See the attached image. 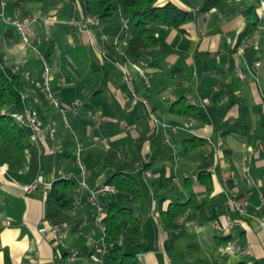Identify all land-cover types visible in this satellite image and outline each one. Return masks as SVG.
I'll list each match as a JSON object with an SVG mask.
<instances>
[{
	"label": "crops",
	"instance_id": "obj_1",
	"mask_svg": "<svg viewBox=\"0 0 264 264\" xmlns=\"http://www.w3.org/2000/svg\"><path fill=\"white\" fill-rule=\"evenodd\" d=\"M168 2L197 17L181 29L153 26L159 41L155 65L125 55L121 44L97 40L81 0H42L27 6V15L50 18L24 29L34 52L21 43L14 25L20 17L5 2L0 71L9 81L15 77L22 83L18 101L5 112L13 116L28 108L54 130V140H38L39 174L48 183L69 175L68 160L57 158L66 135L81 143L88 189L104 184L117 170L135 173L146 166L149 175L142 178L148 210L141 215L137 264H264V0H232L208 13H197L182 0H156L157 5ZM248 5L263 17L257 30L237 45L246 23L241 10ZM72 19L80 27L71 25ZM43 61L49 66L52 96L65 107L82 102L77 115L67 114L69 127L40 88ZM238 69L245 73L243 80L236 75ZM179 99L197 108L200 116L171 110ZM160 123L183 129L169 133L166 143ZM24 129L32 139L31 129ZM192 138L203 143L190 147L185 141ZM209 159L212 188L207 192L196 175ZM17 174L0 165V264H56L73 251L74 264H90L91 255H101L91 249L97 243L92 238L99 235L102 247L111 246L100 224L103 212L100 217L94 213L93 220L89 215L93 226L86 223L91 207L87 191L77 197L58 242L45 217L41 190L24 194ZM189 187L206 207L201 214L187 211L178 220L179 228L169 230L159 206L184 202ZM110 194L96 195L103 210ZM228 242L240 253L229 256Z\"/></svg>",
	"mask_w": 264,
	"mask_h": 264
},
{
	"label": "trees",
	"instance_id": "obj_2",
	"mask_svg": "<svg viewBox=\"0 0 264 264\" xmlns=\"http://www.w3.org/2000/svg\"><path fill=\"white\" fill-rule=\"evenodd\" d=\"M2 1L9 2L20 19H23L28 14L27 6L42 0H0V3ZM182 1L186 6L197 10V13H208L211 9L224 7L232 0ZM81 3L85 15L99 20L98 24L92 27L97 40L107 42L102 39L103 35L110 38L119 35L122 23L126 22L129 37L124 46L125 55L145 60L151 65L156 64L154 60L159 43L153 33V26L181 29L183 24L194 22L197 17L192 10L183 9L172 2L157 5L156 0H81ZM241 13L246 23L238 36L237 45L252 35L261 22L254 5L244 7ZM21 90L20 81L15 77L9 81L0 71V165L7 170L18 171L17 181L26 184L40 175L42 153L39 142L32 140L13 116L5 112L18 101ZM40 97L42 98V94ZM170 109L186 117L200 116L197 108L184 99L174 102ZM157 138L160 139V135H157ZM64 140V151L59 153L57 158L68 160L69 175L57 178L51 183L45 200V217L52 226L62 225L72 219L70 211L77 200L75 191L80 181L72 152L75 151L76 142L71 135L64 136ZM185 142L190 147L203 143L197 138ZM209 166L210 159L204 160L196 175L207 192L212 188ZM145 169L146 166L135 173L117 170L104 181V184H110L115 189L107 199L100 219L101 226L105 228V235L111 241V246L105 253V261L109 264H137L134 251L141 242V215L148 210L142 178ZM187 190L188 197L184 202L173 201L165 208L159 206L160 219L169 230L179 228L178 220L187 211L193 210L201 214L206 207L205 201H199L190 187Z\"/></svg>",
	"mask_w": 264,
	"mask_h": 264
},
{
	"label": "built area",
	"instance_id": "obj_3",
	"mask_svg": "<svg viewBox=\"0 0 264 264\" xmlns=\"http://www.w3.org/2000/svg\"><path fill=\"white\" fill-rule=\"evenodd\" d=\"M5 6V2L2 1L0 3V19L1 20H5L4 17V13H3V8ZM263 17V15H260ZM93 23V26L98 24V19L96 17H90ZM50 18L46 17L44 15H27L25 18L23 19H17L14 21V25L16 27V30L19 34L20 37V41L23 45H25L26 47L30 48L32 51L36 52V47L33 46L28 39V36L25 32V28L32 25V24H36L40 21L42 22H49ZM69 23L71 25H78L80 27L81 23L77 22L75 20H70ZM129 37L128 34V25L126 22L122 23V29L121 32L119 33V35H116L114 37H108L107 35H103L102 39L103 40H110L111 43L115 46L118 47L119 44H121V46H125L126 44V40ZM46 39H48L49 37L46 36ZM243 45V44H242ZM243 46L240 45L239 50H241ZM122 48V47H121ZM260 64V62H256L255 66H258ZM123 73L125 78H127V73H126V69H123ZM140 76L142 77V79L145 81V84H147V78L145 76V73L143 71H139ZM43 82L40 85L41 90L45 93L46 95V99L48 100L49 105L54 108L63 125L65 127H69V122L67 119V114H72V115H77L78 111L82 105V102L79 100H75L72 105H70L69 107H65L64 105H62L61 103H59L51 94L50 89H49V66L48 64L43 61ZM236 75L238 77L239 80H243L245 78V73L242 70H237ZM132 98L136 99L135 94H132ZM141 101L143 103H146L145 100L141 99ZM14 120L23 128L24 127H28L31 129L32 131V140L34 141H38L40 138L42 137H46L49 140H54L55 138V132L53 129H51L50 127L44 125L42 123V121L38 118V116L35 114V112H33L32 110L28 109V108H24V110L20 113H16L13 115ZM161 129L164 131L163 134V140L164 142H168L169 140V133L172 134H176L179 131H181L183 128L179 127V126H175V125H168L165 123H160ZM104 145H106L105 142H103ZM208 144L210 145L211 143L208 142ZM264 145L260 144V146ZM81 149V143L78 142L76 140V148H75V158L74 161L78 167L79 170V176H80V181H79V185L76 188V196L79 197L84 191H87V200L89 202V205L91 206L92 209H94L95 211V216L96 217H100L102 212H103V208L101 207V205L98 203L96 195L101 194V193H106V192H114L115 189L112 185L110 184H102V185H97L95 187H93L92 189H88L86 182L84 180V175H85V167L83 162L81 161L80 157H79V151ZM149 173L147 171L144 172V176H148ZM194 179H196V176H193ZM51 188V183H48L45 181V179L42 177V175H38L34 180L26 183L23 185L22 189H23V193L24 194H29L31 191L36 190V189H40L41 193H42V197L44 200H46L47 197V193ZM233 223L229 222V226H232ZM63 225H55L51 228V233L55 236H57V241L60 242L61 239L59 238L60 235L62 234L63 231ZM102 230L104 231V227L101 226ZM109 248V247H108ZM106 247H99L97 243L94 244V250L96 253H99L101 255L105 254L107 249ZM226 253L229 256H235L236 254L240 253V248L234 243V242H228L226 244ZM76 256H77V252L73 251L69 254H66L64 256H62L61 258H59L56 262V264H74L76 261ZM91 260L94 262H97L99 264H103L101 261V258L96 255L95 253L93 255L90 256ZM136 260L140 261L141 257L140 255L136 256ZM32 264V263H30Z\"/></svg>",
	"mask_w": 264,
	"mask_h": 264
},
{
	"label": "rangeland",
	"instance_id": "obj_4",
	"mask_svg": "<svg viewBox=\"0 0 264 264\" xmlns=\"http://www.w3.org/2000/svg\"><path fill=\"white\" fill-rule=\"evenodd\" d=\"M89 209H90V213L88 212V218L86 219V223L89 224L90 226H93L94 223H93V221L91 222V219L92 220L94 219V213H95V211L91 207H89ZM89 215H90L91 219H90ZM92 239H93V241L97 242V244H98L99 247H102L101 246L102 241L99 240L100 239V236L99 235H97L96 237H94ZM72 244H78L77 239L76 240L73 239L72 240ZM93 247L94 246L91 245V249H93ZM100 258H101V261H102L103 264H109V262L105 261V255H100ZM79 263H81V262H79ZM90 264H99V263L92 261V262H90Z\"/></svg>",
	"mask_w": 264,
	"mask_h": 264
}]
</instances>
